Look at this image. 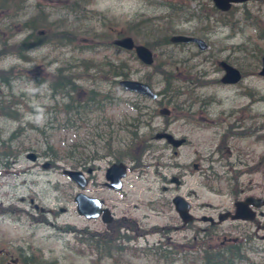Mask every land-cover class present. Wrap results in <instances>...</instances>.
<instances>
[{
  "label": "rangeland",
  "instance_id": "374dc122",
  "mask_svg": "<svg viewBox=\"0 0 264 264\" xmlns=\"http://www.w3.org/2000/svg\"><path fill=\"white\" fill-rule=\"evenodd\" d=\"M185 2L191 7L203 4L205 12L211 11L213 6L211 0ZM166 3L167 0L43 2V7L49 9L47 20L53 27L51 30L56 32L70 27L73 40L62 55L52 45L45 46L32 53L31 61L20 62L22 65L15 66L11 73L0 74L2 79L12 74L8 86L0 82V249L5 251L4 255L0 254V264L8 263L11 258H17V264H25V258L29 261L46 258L42 261L47 264H197L199 248H211L210 243L214 248V242L218 243L222 238L211 240L212 233L199 228L206 225L202 221L191 227H182L170 199L176 193L183 195L191 202L193 214L198 217L211 214L212 207L230 206V198L217 195V192H227L231 186L224 179H221L223 182H212L209 174V153L217 148L228 121L235 122L232 132L240 130L235 127L240 124L252 130L245 136L232 135L224 149L233 147L247 151L248 165L264 153V77L257 73L260 69L257 57L261 56L260 52L264 53V41L256 39L255 27L251 25L240 24V29L235 32L233 27L219 26L212 20L208 29H201L200 23L191 25L187 22L194 18L191 13L203 15L200 6L191 10L182 5L179 14L184 20L170 19ZM177 4L179 0H171L169 6ZM244 8L253 14H260L263 19L264 0H250L245 5H237L235 14L238 15ZM93 12L98 13L97 16H105L103 29L98 26ZM149 17L151 22L160 23L161 31H165L168 25L174 33L196 32L207 41L208 48L199 53L197 47L190 44L153 45L160 30L149 27L147 31L143 30ZM54 20L55 26L52 23ZM168 20H171L169 24ZM135 23H142L138 24L139 30L131 28ZM14 33L13 39L20 37L18 31ZM119 35H131L138 43L153 45L156 63L161 62L163 67L171 69L174 77L172 85L179 84L180 91L187 88L181 76L187 72L201 73L196 85L191 82L189 86L194 100H198L193 107L203 115L197 120L201 125L195 123V127L190 128L179 120L178 103L192 99L188 97L189 92L178 96L175 90L170 91V97L160 95L162 105L134 98L132 93L124 90L114 93L118 95V100L130 99L138 106H157L156 116L146 114L139 117L137 124L140 128L136 130L131 124L137 118L135 111L125 103L115 102L107 106L105 117L108 123L101 114L66 118L63 113L52 109L56 104V107L63 106L64 109L65 104L62 96L50 97V91L46 90L57 68H69L72 73L80 74V86L87 90L91 87V76L87 74L94 71L85 65L91 63L99 68L94 85L95 90L100 92L99 89L111 88L113 83L114 74H110L109 67L104 64L124 61L129 77L148 81L156 90L162 89L164 82L160 74L150 75L152 66H144L132 52L110 45ZM58 40L55 42L59 43ZM227 56L247 73L242 81L228 87L216 81L221 76V72L216 71L217 61ZM17 63L19 60L8 54L0 61V66L9 67ZM31 67H35L33 80L28 79L27 70ZM210 100L213 103L208 105ZM252 100L256 102L250 104ZM15 101L20 104L17 112L22 116L21 124L19 119L2 114L3 111L9 112L7 106ZM161 106L171 109L168 119L158 112ZM214 119L219 124L210 127ZM109 129L115 130L114 140L110 141L119 151L100 149L98 159L83 164L94 165L96 170L92 172L87 187L80 189L63 174L62 169L83 170L85 153L100 147V135L105 136ZM159 130H168L177 137L185 136L187 144L178 148L179 152L175 155L172 153L175 148L164 140L154 138ZM12 134L15 136L9 141L8 137ZM145 144H149L148 149L142 150ZM129 147L134 150L124 151ZM10 151H14L13 154L17 152L16 156L7 158L5 154ZM23 151L37 153L36 162L28 160ZM139 151L146 152L141 155ZM116 160L129 166L120 192L110 191L101 184L105 181V167ZM45 161L52 166L43 168L41 165ZM195 161L199 163L200 170L192 169V162ZM180 164L186 165V172L183 183L176 187L169 183V178L173 174H181ZM219 173L223 174L222 167H219ZM242 180L248 187L253 186L252 193L264 196V169L248 172ZM163 186L168 188L163 190ZM79 191L103 198L117 219L115 224L109 226L99 218L86 219L78 214L73 198ZM35 204L37 209L33 207ZM41 207L44 211L40 210ZM248 230L253 233L256 228L249 225ZM253 240L254 246L263 243L258 238ZM159 243L167 245L166 248H156ZM251 250L248 257L256 262V252Z\"/></svg>",
  "mask_w": 264,
  "mask_h": 264
},
{
  "label": "flooded vegetation",
  "instance_id": "af4514ba",
  "mask_svg": "<svg viewBox=\"0 0 264 264\" xmlns=\"http://www.w3.org/2000/svg\"><path fill=\"white\" fill-rule=\"evenodd\" d=\"M46 0H0V15L3 14V18L0 19V22L7 18L9 22H11V15L13 12L15 13L17 24L16 28L20 32L21 36L18 39V43L16 46V54L20 58V60L23 61H31V56L34 50L29 51L28 46L29 45H36L38 43L43 42H50L55 41V30H51L53 27L49 24L48 16H49V9L43 7V2ZM50 1V0H48ZM40 23V25L37 27V25ZM53 25L55 26V20L52 21ZM61 34V33H60ZM3 36L7 37V32H3ZM70 43V40L68 41ZM11 49V46L9 47ZM7 46L1 49V51L6 50ZM0 51V53H1ZM29 55V57H27ZM62 69V68H61ZM114 87V85H112ZM109 96V94H107ZM103 95L101 96V98ZM198 100H186L183 101V103L180 106L179 109V120L185 124L187 127L194 128L195 123H198V119L202 118L201 115L202 112L196 108L194 109L193 105ZM109 103V101H108ZM202 103V102H201ZM94 107L98 111L97 114H101V117L106 116V105L102 100L96 101L94 103ZM106 118V117H105ZM236 122L240 123V120H237ZM239 127L240 130L237 131H243L244 127L242 124L235 126ZM231 133V130L225 131L223 130L222 134L220 135V138L222 137L221 143L217 146V148L210 151V162H209V171L211 178L214 181H221V179H226L230 183H234V187L231 189H228L227 192H222L223 195H227L231 199V207L230 208H217L215 212L212 214V219H207L206 216L200 217V220L202 222H206L205 229L213 230V232L223 233V234H234L237 236H230V237H224L228 238L226 241H237L240 237L241 240L244 235H254L262 240V244L258 246V254H259V261L261 264H264V196L259 194H251L252 196H256L262 200H259L261 203L260 207L255 208L253 205L251 206V210H253L254 217L251 220L247 219H236L232 220L231 218L227 217L225 220L219 221V217L222 215V213L227 211H234V203L238 201H242L245 199L249 194L247 184L243 183L242 177L246 174V171L248 169V158H247V151H233V148H225L222 149V147L226 143L227 135ZM102 138V135H100ZM100 138V139H101ZM180 138H183V145L187 144V139L185 136H180ZM224 148V147H223ZM100 149H103L104 151H117L115 148H106L104 146V143L102 142L101 147L97 149V151H100ZM22 152V151H21ZM179 151H172L173 154H178ZM24 153V152H23ZM26 154V151L25 153ZM99 157H97L98 159ZM85 163L92 162L91 156L86 155L85 156ZM84 163V164H85ZM83 165V164H82ZM260 163H258L257 167H260ZM93 167L84 166L83 168L87 173L93 172V169L96 170V167L92 165ZM180 168L182 169L181 174L178 176V183L176 184L179 186L180 183H182L183 174L186 172L185 168L186 165L180 164ZM219 167H222L223 174L219 173ZM192 168L194 169H200L199 163L197 161L192 162ZM91 170V171H90ZM105 170V169H104ZM174 176L171 175L170 180H172ZM92 179L91 175L88 176L87 181L90 182ZM176 181V180H175ZM180 182V183H179ZM102 186H105L107 188L108 185L105 181H102ZM167 187L164 186L163 189H166ZM110 191H113L111 189H108ZM115 192V191H113ZM102 202L104 200L102 199ZM103 207H107L106 204H104ZM37 208V206H36ZM198 220L197 217L194 218V221ZM116 221L115 219H111V221L108 224L113 223ZM193 221V222H194ZM193 222L189 223L192 224ZM227 222V223H226ZM226 223V225H224ZM187 224V225H189ZM229 224V225H228ZM255 225L256 231L252 233L249 231V225ZM186 225V226H187ZM176 228H179L177 226ZM224 241L223 243H225Z\"/></svg>",
  "mask_w": 264,
  "mask_h": 264
},
{
  "label": "water",
  "instance_id": "95a60500",
  "mask_svg": "<svg viewBox=\"0 0 264 264\" xmlns=\"http://www.w3.org/2000/svg\"><path fill=\"white\" fill-rule=\"evenodd\" d=\"M219 8L225 10L228 9L230 6V2H238L243 0H213ZM172 41H195L200 48H205L206 44L203 40L192 38V37H185V36H173L171 38ZM116 44H118L121 47L131 49L134 47V43L131 37L126 36L122 37L120 39H117L114 41ZM135 50L137 52V55L141 60H143L145 63H150L152 61L151 53L150 51L144 47V46H135ZM263 65L262 69L260 71V74L264 75V58H263ZM221 66L225 69V74L222 77L223 82H236L239 79L240 73L239 71L228 65L225 62L220 63ZM119 83L126 89L133 90L142 94H146L151 98H154L156 94L151 90L149 85L136 81L131 79H123L120 80ZM164 136L172 145L178 146L179 145V139L173 138L172 135L168 133L158 134L157 137ZM34 153H30L28 157L34 158ZM64 173L68 174L73 180L77 182L78 185L84 186L85 184V178H83V174L81 171H74V170H64ZM125 174V165L123 163H114L109 168H107L106 172V179L110 181V186L114 188L120 187V178L123 177ZM75 201L77 202V211L78 213L84 214L87 217H96L99 214V207L100 203L96 198H91L83 193H78L75 196ZM173 202L175 204V207L177 211L179 212L180 217L187 221L190 219L189 214L187 213L188 210V204L183 201L181 197H175L173 199ZM104 221H108V217L106 214H103L102 216Z\"/></svg>",
  "mask_w": 264,
  "mask_h": 264
},
{
  "label": "bare ground",
  "instance_id": "6f19581e",
  "mask_svg": "<svg viewBox=\"0 0 264 264\" xmlns=\"http://www.w3.org/2000/svg\"><path fill=\"white\" fill-rule=\"evenodd\" d=\"M198 5L200 6V8L204 7L203 4L201 5L200 3H198ZM197 9H199V7ZM181 11H182V9L179 8V6H169L167 17L170 19H173V17H175L177 20L182 21L184 19H182L181 18L182 16L179 14ZM200 11H201V9H200ZM94 15L97 16L98 13L93 12V17H94ZM202 16H199V14H194L193 17L196 19H194V18L188 19L187 22H190L191 25L200 23L201 29H208V27H210V21L212 20L213 22H215L219 26L223 25V26L233 27L232 28L233 32L240 29V28H238L240 26V24L246 25L249 22H253V23L255 22V19L249 14H246L239 22H236V23H233L230 25L226 24L225 21L220 19L218 16H212L211 14H210L211 18L206 16V15H202ZM84 18H88V17L85 16ZM96 19L98 20V26H100V28L103 29L102 27H103V22H104L105 16L104 15L103 16H97ZM147 21H149V22H146L144 24L143 30L147 31V29H146L147 27L152 28V29H156V30L157 29L160 30V32H157L158 34H156V35H158V38L156 40L157 46L162 47V46L168 45L170 43V38L168 37V35L174 33L172 31V29H170V27L168 25H166L165 31L162 29V31H163L162 32L161 28H160V23L151 22L150 17ZM170 22H171V20H168L167 24H169ZM138 24H139V26L142 25V23H135V24L131 25L132 26L131 28L133 30L134 29L139 30V29H137ZM60 33L62 36L60 38H58L59 43L52 41V43H46V42L42 43L41 42V43H38L36 45H29L28 46L29 51H31V50L37 51L40 48H43L45 46L51 47L50 45H52V47L54 49H56L60 53V55H62L64 53V50L67 49L69 39L71 37H73V35H72V29L70 27H66L65 29H61ZM85 66L87 67V65H85ZM80 68H84V67L81 66ZM151 72H152V73H150L151 76L155 73L160 74V76L163 79L165 88L167 89L166 93H163L162 95L166 94V95H168V97H170L171 96L170 91L172 92V90L169 87L170 86V79L168 76V73H169L168 70L165 68H159V69H155L154 72L152 69ZM128 73L129 72H127L125 74V76H128ZM120 76H123V75H120ZM149 79H150V81L152 80L151 77H149ZM79 81H80V78H78L77 74L72 73L71 69H69V68L68 69H59L54 76L53 82L48 85V89L50 90V93L53 97L62 96L63 99H68V93L73 91L77 85L81 84ZM211 103H213V102L210 100L207 104L210 105ZM50 224L54 225V223H50ZM36 264H40V263H36Z\"/></svg>",
  "mask_w": 264,
  "mask_h": 264
},
{
  "label": "trees",
  "instance_id": "16d2710c",
  "mask_svg": "<svg viewBox=\"0 0 264 264\" xmlns=\"http://www.w3.org/2000/svg\"><path fill=\"white\" fill-rule=\"evenodd\" d=\"M125 65L126 63L124 61H120L119 63L112 64V67L117 74L125 76V74L127 73L125 69ZM225 259L226 257L224 256V254H222V252H218L214 256L205 255L203 263L204 264H221L220 262H224Z\"/></svg>",
  "mask_w": 264,
  "mask_h": 264
}]
</instances>
